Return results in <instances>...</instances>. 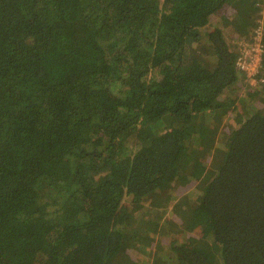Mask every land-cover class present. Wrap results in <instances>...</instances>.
I'll use <instances>...</instances> for the list:
<instances>
[{
    "label": "trees",
    "instance_id": "trees-1",
    "mask_svg": "<svg viewBox=\"0 0 264 264\" xmlns=\"http://www.w3.org/2000/svg\"><path fill=\"white\" fill-rule=\"evenodd\" d=\"M257 30L264 0H0V264H264Z\"/></svg>",
    "mask_w": 264,
    "mask_h": 264
},
{
    "label": "built area",
    "instance_id": "built-area-1",
    "mask_svg": "<svg viewBox=\"0 0 264 264\" xmlns=\"http://www.w3.org/2000/svg\"><path fill=\"white\" fill-rule=\"evenodd\" d=\"M262 31L257 30L252 43L242 44L235 66L247 80L254 85H264V65L262 64L264 48L261 43Z\"/></svg>",
    "mask_w": 264,
    "mask_h": 264
},
{
    "label": "rangeland",
    "instance_id": "rangeland-1",
    "mask_svg": "<svg viewBox=\"0 0 264 264\" xmlns=\"http://www.w3.org/2000/svg\"><path fill=\"white\" fill-rule=\"evenodd\" d=\"M262 12V11H261ZM217 17H213L212 20H215ZM231 32V31H230ZM240 84H242V87L243 88H247V89H250L252 91H254L255 93H257L258 91H261V86L263 84H257V85H254L253 84V81L252 80H247L245 77L242 78ZM240 93V92H239ZM242 94H243V91H242ZM172 210V205H169V206H166L163 204V202H160L158 205L155 206V208L152 209V213H153V216L155 218H158L161 216V213L164 212L163 214V220H165L166 218H169L170 216V211ZM156 211V212H155ZM166 224H164V222H161V225H157L156 227L158 228L156 230V232H154L153 234V242H152V251L154 250V246L158 240V236H159V232L161 230V228L163 226H165ZM200 235L199 232H197L196 234H193V233H187V235H185V238L186 240L192 238V237H198ZM177 239L179 241H182L184 239V236H180L178 235L177 236ZM160 246V245H159ZM160 251H162L163 254L166 253V248L164 246H161L160 247ZM153 259V258H150V260ZM153 260L150 261V264H155L154 262L152 263Z\"/></svg>",
    "mask_w": 264,
    "mask_h": 264
}]
</instances>
